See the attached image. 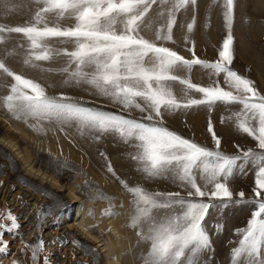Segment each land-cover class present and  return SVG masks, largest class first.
I'll list each match as a JSON object with an SVG mask.
<instances>
[{
	"label": "snow or ice",
	"instance_id": "1",
	"mask_svg": "<svg viewBox=\"0 0 264 264\" xmlns=\"http://www.w3.org/2000/svg\"><path fill=\"white\" fill-rule=\"evenodd\" d=\"M32 2L38 7L31 21L20 26L0 24V44L6 42L5 33L22 34L27 41L25 66L62 74L64 86L88 85L99 97L124 110L136 109L145 115L140 119L129 118L89 106L82 99L65 93L50 96L38 81L13 71L5 59H0V73L13 81L5 85L8 92L0 97V104L7 112L38 134L57 130L66 134L67 129H75L81 138L95 142L109 134L117 136L135 149L129 156L144 179H168L186 193L150 191L140 184L129 185L117 175L106 154L100 153L105 157L106 171L131 196L128 227L138 229V237L148 244L146 253L141 256L142 264H205V254L213 247L206 227L209 210L227 208L233 203L252 204L255 211L246 228L237 230L242 239L231 250V264H264V94L254 81L230 67L234 60L232 29L236 0H212L213 5H221L226 29L214 61L197 56L196 44L191 38L197 23V0ZM0 6L5 14L15 9L12 0H0ZM153 6L159 8L157 19L147 20ZM189 7L194 10L192 18L180 26L186 29L184 50L191 58L166 46L169 42L176 43L174 28L178 14L186 13ZM65 20L72 23L65 25L62 23ZM154 26L155 38L150 40L142 34V28L151 31ZM205 26L210 27V16ZM54 39L62 45L71 44V49L53 46L49 41ZM13 54L14 50L6 51L5 56ZM61 55L67 57V62L59 69L45 68L40 63ZM195 67L207 71L208 85L193 82L191 73ZM181 71L183 76L178 74ZM176 84L181 86L179 97ZM217 103L240 105L238 111L222 117L221 122L234 120L236 129L251 137L256 148L245 150L237 145V154L224 153L211 119L207 125V132L214 141L211 149L170 130L163 122L166 113L199 106L211 110ZM46 125H55V128ZM51 163L58 177L62 175L61 168L69 167L66 160L53 159ZM249 163L254 169L253 199L246 200L245 192L234 193L229 181L236 172L246 175ZM92 184L86 180L81 191ZM42 194L53 195L46 190H42ZM90 199L108 200V208L102 211V216L119 215L115 211V198L98 187ZM55 207L63 209L66 205L57 201ZM45 215H53L52 208H48ZM88 215L94 218L92 210ZM53 222L61 223V217L54 216ZM20 227L19 218L11 210L0 211V264L11 253V242L5 239V234H18ZM37 228L40 229V224ZM97 229L98 225L94 224L85 231ZM47 243L43 239L27 242L21 237V252L27 255L30 251V264H52ZM51 243L66 245L68 241L56 238ZM71 243L83 248L79 240L73 239ZM11 264L24 262L15 258Z\"/></svg>",
	"mask_w": 264,
	"mask_h": 264
},
{
	"label": "rangeland",
	"instance_id": "2",
	"mask_svg": "<svg viewBox=\"0 0 264 264\" xmlns=\"http://www.w3.org/2000/svg\"><path fill=\"white\" fill-rule=\"evenodd\" d=\"M12 3L15 9L7 14L0 6V24L24 25L32 20L38 7L32 0H12ZM158 11L159 8L153 6L147 20H156ZM193 12V8L189 7L186 13L178 14V24L174 28L176 43L169 42L166 45L187 58H191V55L184 50L183 36L186 29L180 25H186L191 20ZM195 14L197 23L191 38L196 44V54L201 59L214 61L218 56L217 50L226 35L221 5L219 3L213 5L212 0H197ZM209 16L210 27H206ZM62 23L70 25L72 21L65 20ZM154 30L155 26L151 31L142 28V34L151 40L155 38ZM232 32L234 60L230 67L254 81L259 92L264 94V0H236ZM5 37L6 42L0 44V59H5L6 64L13 71L38 81L50 96L65 93L70 97L82 99L89 106L129 118L140 119L145 115L136 109L124 110L108 99L99 97L88 85L64 86L61 83L65 78L62 74L41 72L39 69L25 66L23 60L27 53L26 39L22 34L16 33H5ZM49 43L58 48L71 49L72 47L71 44L62 45L55 39ZM21 44L24 47H20ZM13 50V55L5 56L6 51ZM66 62L67 57L61 55L54 57L50 62L40 63L45 68L59 69ZM178 74L184 75L182 71ZM191 79L194 83L203 85L210 83L207 71L199 67L193 69ZM220 80L223 83V76ZM12 82L11 78L0 73V97L7 94L8 89L5 85ZM180 88L179 84L175 85L178 97ZM192 95L199 97L197 93ZM239 109L240 105L225 106L222 103H217L211 110L206 106L193 107L172 114L166 113L163 122L170 130L185 138L194 139L197 143L211 149L214 148V141L207 132L208 121L211 119L217 136L221 138V150L226 154H237L239 149L256 148V142L251 137L236 129L234 120L226 119L221 122L222 117H227ZM46 127L55 128V125H46ZM0 136L14 140L33 166L49 173L62 185H69L77 196L74 200L64 187L58 190L29 176L12 152L0 143V211L11 210L19 218L21 225L18 234H5V239L11 242V253L3 259L2 264H11V260L15 258H19L24 264H30V251L27 255L21 252V237L27 242L38 239L48 242L46 247L51 252L52 264H105L99 248L82 237L70 224L75 206H78L86 228L89 225H98L96 231L89 230V232L98 237L107 246V250L119 248L118 256L123 264H142L141 256L146 253L148 244L140 240L137 235L138 229L128 227L132 212L131 196L125 192L119 181L106 171L105 157L100 155L101 152L105 153L111 161L117 175L126 180L129 185L140 184L150 191H180L186 194L171 180L144 179L136 170V162L129 156V153L134 152L135 149L111 134L104 136L98 142L87 137L81 138L75 129H67L66 134L58 130L38 134L24 122L15 120L0 104ZM53 159L68 162L69 167L61 168L62 175L59 177L55 165L51 163ZM246 168V175L236 172L230 178L229 184L234 193L242 190L246 194L245 199L251 200L253 199L254 169L250 163ZM86 180L93 184L81 191ZM96 187L115 198V211L119 215L111 218L102 216V211L108 208V200L90 199ZM42 190L49 191L53 195L45 196ZM57 201L62 202L66 207L57 209L55 207ZM48 208H52L53 215H45ZM90 210L94 212V218L89 217ZM253 211L255 207L249 203H233L227 208L217 207L209 210L206 227L213 247L211 252L205 254V264H231V250L237 247V241L242 239L237 230L246 228ZM54 216H60L61 223H54ZM4 223L8 222L4 221ZM38 224H40L39 230ZM56 238H66L68 243L66 245L52 244L51 241ZM73 239L79 240L83 248L72 244Z\"/></svg>",
	"mask_w": 264,
	"mask_h": 264
},
{
	"label": "bare ground",
	"instance_id": "3",
	"mask_svg": "<svg viewBox=\"0 0 264 264\" xmlns=\"http://www.w3.org/2000/svg\"><path fill=\"white\" fill-rule=\"evenodd\" d=\"M12 49V48H11ZM10 49V50H11ZM0 143L4 145L9 151L12 152L13 156L18 160L22 169L27 173L29 176L40 180L43 183L50 185L51 187L57 188L58 190L65 188L66 192L70 195L72 199H77V196L74 192L70 189V186H64L59 183L52 175L46 173L39 168L33 166L24 155V153L20 150L18 145L14 140L8 137L0 136ZM70 224L78 231L82 237L87 239L90 242H93L100 250V253L103 256L105 264H123L121 259L118 256V249L116 248H109L107 250V246L95 235L91 234L89 231H85V224L82 222L81 213L79 211L78 206H75L74 213L72 215ZM110 254V256H109Z\"/></svg>",
	"mask_w": 264,
	"mask_h": 264
}]
</instances>
